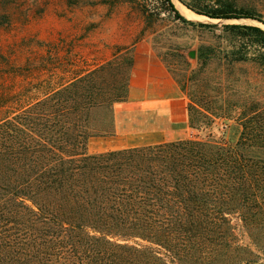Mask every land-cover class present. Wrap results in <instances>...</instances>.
I'll return each mask as SVG.
<instances>
[{"label": "trees", "instance_id": "obj_1", "mask_svg": "<svg viewBox=\"0 0 264 264\" xmlns=\"http://www.w3.org/2000/svg\"><path fill=\"white\" fill-rule=\"evenodd\" d=\"M128 1H140L150 21L167 13L210 26L187 19L173 0ZM180 1L211 18L262 20L230 0L214 8ZM226 27L264 49L261 27ZM256 58L264 63V52ZM134 61L116 53L0 102V264H164L159 248L189 262L255 255L238 242L234 222L264 229V161L252 133L88 151L92 138L114 131Z\"/></svg>", "mask_w": 264, "mask_h": 264}, {"label": "rangeland", "instance_id": "obj_2", "mask_svg": "<svg viewBox=\"0 0 264 264\" xmlns=\"http://www.w3.org/2000/svg\"><path fill=\"white\" fill-rule=\"evenodd\" d=\"M173 1L187 19L210 26L182 22L167 13L150 21L140 1L0 0V102L31 83L67 79L87 63H105L116 53L151 56L165 64L185 97V139L237 140L252 133L256 160L264 161V63L256 58L264 49L226 27L253 25L264 30V0H230L236 7L253 10L262 20L202 14L206 18L195 20L178 6L177 1L187 7L182 1ZM186 1L214 8L226 0ZM151 8L157 12L159 5ZM238 49L247 52L248 58L237 60ZM116 104L114 131L91 139L90 153L123 146L120 137L128 129ZM116 111L121 113L120 134L116 133ZM6 113L0 108V118ZM234 222L238 242L255 253L242 252L248 261L234 264H264V229L247 230L239 219ZM159 250L164 264L222 263L218 259L189 262L171 257L164 248Z\"/></svg>", "mask_w": 264, "mask_h": 264}, {"label": "crops", "instance_id": "obj_3", "mask_svg": "<svg viewBox=\"0 0 264 264\" xmlns=\"http://www.w3.org/2000/svg\"><path fill=\"white\" fill-rule=\"evenodd\" d=\"M117 105L125 115L128 131H123V137H120L123 146L111 150L186 138L188 119L185 97L165 64L157 58L135 57L128 100ZM130 112L134 114L128 116ZM121 113L116 114L117 134L122 129Z\"/></svg>", "mask_w": 264, "mask_h": 264}, {"label": "bare ground", "instance_id": "obj_4", "mask_svg": "<svg viewBox=\"0 0 264 264\" xmlns=\"http://www.w3.org/2000/svg\"><path fill=\"white\" fill-rule=\"evenodd\" d=\"M178 6L181 8V10L188 16L193 17L195 20H198V18H206L205 16H202L200 14H196L195 12H192L190 9L185 7L182 3L177 1Z\"/></svg>", "mask_w": 264, "mask_h": 264}, {"label": "built area", "instance_id": "obj_5", "mask_svg": "<svg viewBox=\"0 0 264 264\" xmlns=\"http://www.w3.org/2000/svg\"><path fill=\"white\" fill-rule=\"evenodd\" d=\"M223 127L227 128L228 127V124H223Z\"/></svg>", "mask_w": 264, "mask_h": 264}]
</instances>
